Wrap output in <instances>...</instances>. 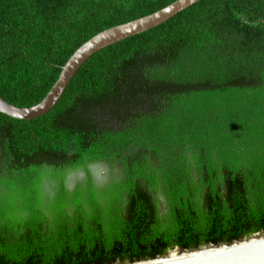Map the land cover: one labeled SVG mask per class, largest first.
I'll use <instances>...</instances> for the list:
<instances>
[{
  "label": "trees",
  "instance_id": "trees-1",
  "mask_svg": "<svg viewBox=\"0 0 264 264\" xmlns=\"http://www.w3.org/2000/svg\"><path fill=\"white\" fill-rule=\"evenodd\" d=\"M175 1L0 0V96L36 105L89 39ZM257 234L264 0H201L93 55L46 115L0 113V264L135 262Z\"/></svg>",
  "mask_w": 264,
  "mask_h": 264
},
{
  "label": "water",
  "instance_id": "water-1",
  "mask_svg": "<svg viewBox=\"0 0 264 264\" xmlns=\"http://www.w3.org/2000/svg\"><path fill=\"white\" fill-rule=\"evenodd\" d=\"M200 1L176 0L152 14L98 33L73 53L62 67L55 84L39 103L30 107H20L0 96V113L18 120H33L46 115L60 102L70 82L93 55L164 24ZM117 264H264V234L232 243L210 244L193 250L176 248L166 256Z\"/></svg>",
  "mask_w": 264,
  "mask_h": 264
},
{
  "label": "flooded vegetation",
  "instance_id": "flooded-vegetation-1",
  "mask_svg": "<svg viewBox=\"0 0 264 264\" xmlns=\"http://www.w3.org/2000/svg\"><path fill=\"white\" fill-rule=\"evenodd\" d=\"M90 170L93 173L95 179L97 182L102 183L106 181V178L108 177V167L103 164H92L90 165ZM106 170V171H105ZM84 176V173H80L79 177Z\"/></svg>",
  "mask_w": 264,
  "mask_h": 264
},
{
  "label": "rangeland",
  "instance_id": "rangeland-1",
  "mask_svg": "<svg viewBox=\"0 0 264 264\" xmlns=\"http://www.w3.org/2000/svg\"><path fill=\"white\" fill-rule=\"evenodd\" d=\"M106 171V170H105ZM73 180H74V176H70L69 179H68V184L69 185H73Z\"/></svg>",
  "mask_w": 264,
  "mask_h": 264
}]
</instances>
